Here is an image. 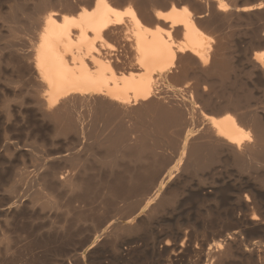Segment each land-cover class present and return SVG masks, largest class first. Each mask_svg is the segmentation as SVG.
Listing matches in <instances>:
<instances>
[{"label": "bare ground", "instance_id": "obj_1", "mask_svg": "<svg viewBox=\"0 0 264 264\" xmlns=\"http://www.w3.org/2000/svg\"><path fill=\"white\" fill-rule=\"evenodd\" d=\"M253 11L264 19V0L0 2V77L11 85L23 80L27 91L10 105L0 90V126L28 117L39 134L53 139L70 133L78 140L67 156L69 171L51 162L30 176L2 173L0 185L7 184V196H0V215L12 229L0 237L5 239L0 251L5 264L23 258L26 264H51L39 253L56 234L41 237L33 220L56 204L52 194L58 188L72 192L68 202L78 203L79 223L96 196L106 207L141 197L128 202L109 230L101 229L98 212L92 229L78 224L72 230L68 224L63 242L70 247L57 248L62 263L86 264L104 245L127 257L135 252L128 236L148 232L150 253L165 254L170 262L192 254L194 264H264V245L240 236L264 234V111L248 109L249 83L237 74L241 65L258 82L264 79V22L245 34L241 48L238 38L229 37L232 29L215 38L207 29L217 32ZM195 66L210 73L208 88L189 81L186 73ZM194 95L204 109L192 105ZM153 132L161 140L155 141ZM150 139L154 143L149 146ZM169 144L172 152L164 147ZM30 153L41 162L47 157L38 146ZM118 153L129 163H118ZM7 155L11 165L21 151ZM224 163L232 169L225 171ZM100 167L111 169L108 177ZM187 177L192 184L184 195L199 204V226L209 228L210 239L199 241L198 231H186L190 217L183 223L180 211L171 208L180 202ZM169 214L170 221L150 232L159 216ZM17 215L26 220H10Z\"/></svg>", "mask_w": 264, "mask_h": 264}, {"label": "rangeland", "instance_id": "obj_2", "mask_svg": "<svg viewBox=\"0 0 264 264\" xmlns=\"http://www.w3.org/2000/svg\"><path fill=\"white\" fill-rule=\"evenodd\" d=\"M1 1H2V3L6 2V0H0V2ZM24 1H27L28 4H31L32 2H35L37 0H24ZM233 1L235 3V2H238L240 0H232V2ZM257 17L258 16H255V13L253 11V13H251V15H249V16L243 15V17H241L240 20H237L234 23H231V22L224 23L223 26H220L221 28L218 27L217 32H215L217 28H215V27L213 28L212 26H209V28H207V29H208V32H209V30H211L209 32V34L211 33L210 35H212V37H214V38L217 36V34L219 35V33H221L223 30H225V31H223V33L224 32L229 33L232 29V31H231L232 34L229 33L230 34L229 37H232V38L234 37L233 39L238 38L240 40L239 47L241 48L244 45L243 40L247 39L245 34L249 33L251 31V29L256 27L257 24L264 22L263 17L262 18H257ZM238 21H240V22H238ZM232 38H229V39L232 40ZM241 39H243V40H241ZM241 42L243 45H241ZM240 69H241V65H239L237 68V74L242 75L243 79L249 83V88H248V90H249L248 91V93H249L248 99L249 100L246 104L248 106V109H255V110L257 109L261 112L264 111V79H260V81L258 82L256 77H255L254 72H249L248 73L249 75H247L243 71H241ZM196 70H198V71H196ZM190 72L188 71V73H186V74H191V75H189V78H188L191 83L198 81V82H201L203 86L205 85L206 88L209 87L211 82L209 81L210 78H209L208 74H210V73L203 72V71H201V69H198L196 66H195V68H192L190 70ZM230 74H234V73L231 72ZM23 84H24L23 80L21 82L15 83V85L7 84L6 82H4L2 77H0V90L3 91L4 93H6L5 97H7V100L9 101V102L7 101L8 104L12 105L11 103L16 102L19 99V97H25L27 95L26 88L24 87ZM169 90L172 91L170 88H169ZM251 94H252V96H251ZM195 97L196 96L194 95L192 105L204 109L205 104L203 103V101L201 99H197ZM0 103H1V101H0ZM150 115H153V114H150ZM141 127H142L141 125L138 126V129L140 131L143 129V127H142V129H141ZM151 129H153V127ZM140 131H139V133H140ZM153 133H154L155 141H157V139L160 138L161 136L157 135L156 132H153ZM38 134L39 133H37L35 127L33 126V121L28 117H26V118L24 117L23 121H19L14 125L13 124H2V126H0V162H2V164L0 163V177H1V175L4 174L3 176H6V177L9 176L10 178H12L15 175H19L21 173H25L28 176H30V175L34 174L35 172H37L38 169H41V165H42V167H46L47 165H49V163L51 164V162L56 163L58 165V167H60L59 169L61 171H69L71 169V165L67 161V156L72 155L74 147L78 146V140L76 139V137L75 138H74V136L72 137V135L69 133L66 137L60 136L58 138L54 137L53 139H50L48 136L45 135V133H42L45 136L42 134H39V135ZM39 136H41V137H39ZM153 140L154 139L149 140V142H150V143L148 142L149 146H150V144L153 145V143H154ZM160 140H161V138H160ZM164 144H165V141H164ZM36 146L41 147L44 151V154L47 155V157H45V159H44V162H41V160L32 158L30 151L32 148H34ZM7 147L9 149V151L6 153L5 148H7ZM164 147L167 149V152L173 151V147L170 144L166 145ZM18 149H20L21 155L16 157V158H12V160H11L12 164L9 165V163L6 161L7 157H9L7 154L12 153ZM118 156H119V153H118ZM118 156H117V158H120V156L119 157ZM128 160H129L128 158H125V159L120 158L119 160H117V162L120 164H125L128 162ZM174 164H175V161L172 164L171 168L174 166ZM222 165H223V169H225V171H230L232 169V166L230 164L224 163ZM101 168L102 167H100V171L104 174L105 177H108L110 172H111L110 171L111 169L104 168V167L102 169ZM3 169H5V171ZM114 169L113 170L116 171L118 169H121V167H117V168L115 167ZM2 170H3V172H2ZM168 172L166 171V173H168ZM189 177H193V175L192 176L189 175ZM189 177H187V179ZM194 177L191 178L192 180L189 178L190 182H192V183L196 182L195 180L197 178L196 177L194 178ZM189 179L184 184L183 189H182V194L179 196L180 202L178 201V203L175 204L174 207L172 206L171 208H175L176 211H180V213L178 215H180L181 217L180 216H178V217L181 220V222L186 223L187 217H190V223L187 225L189 226L191 224L192 227H194L193 225L195 224L194 228H191L190 227L191 225L189 227H187V225L185 226V224H184L185 227L184 226L183 227L185 230L188 228V229H190V230H188V232H193V234H195L194 231H196V232L198 231L197 234H195L197 239L199 240L200 238H202V240H199V241H203V238H204V240H207V239H210L209 238L210 232H208L209 228H206L203 230V228L201 227L202 226L201 220H203V218L201 217V215H199V212H198L199 209L197 206L199 204L194 199H192V200H191V198L188 199L187 195H184L185 192L188 190L189 185L192 184V183L187 184L189 182ZM6 186H7V184H1L0 185V196H2V197L7 196V192L5 190ZM17 188H18V190H17ZM16 190L18 192L20 191L19 193H21V194L25 193V191L22 189L21 185H18L16 187ZM22 190H23V192H21ZM52 195H53L52 200L54 203L56 202V204H53L52 206H47L43 210V212L41 214L37 215V217L33 220L35 223L39 224V228L41 229L40 230L41 237L47 238V234L50 232L56 234V236H54L55 239L53 238L51 240V242L52 241L53 242L52 243L50 242L49 245L46 244L47 245V246L45 245L46 249L45 248L42 249L43 252L40 251V253H39L40 256H44V255L46 256L47 255L46 257H48L50 259L51 264H53V263L65 264L64 262L62 263V261H59L61 258H58L59 255L57 253V251H58L57 248H59V246H65L66 245L65 246L66 250L69 249L70 245L64 244V242L66 241V236H67V235H65V234H67L65 230L69 229V227H68L69 225H71L70 228L74 227L73 229H75V227L78 224L79 225L81 224V226L85 224L84 225L85 227L91 228L94 224V221H95L94 220L95 217H93V215L98 212L97 214L101 215L100 216L101 217L100 218L101 219V225H102L101 229L103 231L109 230L111 228V223H112L113 219L119 218L120 216H122L125 213L126 207H127V204L129 201H131L133 199L134 200L135 199L136 200L141 199V197H139V196H133L130 199H121L120 201H116L118 203H115L113 206L107 205V207H106V204L102 203L101 197L96 196L97 198L94 197L95 199H91L88 201L90 203H88L89 205L88 204L86 205V209L84 210L85 211L84 214L86 213L84 215L86 217V219H84V221L80 220L81 222L79 223V221H77V222L75 221V213H77V210H78L75 208V206L78 203L76 202L77 203L76 204L74 202V203H72V205H70V202H68V201H70V198L72 196V192H70V190L67 188H58ZM25 197H23V199ZM145 197L146 198L150 197V194H146ZM67 202L69 203V205ZM98 203L99 204L102 203L105 206L99 205ZM180 203H182V204H180ZM99 206H101L102 208L101 207L99 208ZM87 207H89L88 208L89 211L87 210ZM84 208H85V206H84ZM103 209H106L107 211H105ZM99 210H101L103 213L102 212L100 213ZM186 210H189L190 214L189 213L187 214ZM90 211H92V212H90ZM137 211H138V209H137ZM195 213H197V215H195ZM138 215H140L139 212H136L135 216H138ZM194 215L196 218L194 217ZM164 216H168V217H166V220H165V218H163ZM164 216H162V217L159 216V218L157 219L158 222H157V220H155L154 224L152 223V226L156 227V228L151 227L150 232L153 233V231H155L157 229L160 230L166 222L170 221V220H168V218L171 219L170 214L164 215ZM183 216H184V218L185 217L186 218L184 219ZM198 216H200V217H198ZM197 217L199 218V220H197L198 219ZM91 218H93V220ZM2 219L4 220L3 216L0 215V237L2 236L3 232L7 231V232L11 233L10 231L12 230L10 227L5 226V223L3 222ZM15 219H10V220L15 221V222L17 221L16 223H20V224H22L21 221L26 220V218L21 216V215H17L15 217ZM161 219H163V220H161ZM161 225H163V226H161ZM199 225H201V226H199ZM195 228L196 229L198 228V230H195ZM199 228L201 230H199ZM191 229H193V230H191ZM236 229H237L236 227L232 228V230H236ZM102 230L100 231V233L103 232ZM198 233H200L199 236H198ZM38 235H39L38 237H40V234H38ZM151 235L148 234V232L147 233L140 232L136 235H133L132 237L128 236V239L133 241V246L135 248V252L133 254H131L132 257H131V255H127V257L124 256L121 258V255L119 256V254L114 253L108 245H104L102 247L100 246L99 248H97L96 251L92 253L93 255L92 254L90 255L91 259H89L90 258L89 257L88 260H86V264H92V263L93 264H125V263L126 264H130V263L131 264H194V260L197 262L196 256H193L192 254L189 255L190 257L186 256L184 258L182 257L181 260L179 259L176 262H174V261L170 262V261H168V259H166L167 257L165 254L150 253L151 251H149L148 248H149V240H150L149 238L151 237ZM64 236H65V239H64ZM240 236L243 239H246L247 241L260 242L261 244L264 245V234L263 233L249 234L248 232H242ZM135 243H138V244H136V246H135ZM4 245H5V239H1L0 240V251H3ZM55 249H57V250H55ZM39 250H41V249H39ZM97 250H99V251H97ZM233 253H234V251H233ZM41 254H43V255H41ZM151 254H152V256H151ZM2 255L3 254L1 253L0 254V256H1L0 257V264H5V262H3ZM139 256H140V258H139ZM232 257H234V258L237 257V252L235 254H233ZM23 259H21L22 261L19 260V262H15L12 264H26L25 260L27 258L24 260ZM89 261H90V263H89ZM183 261H185V262H183ZM68 262L71 263V261L69 260V261H66V264ZM70 263H68V264H70ZM81 264H83V263H81Z\"/></svg>", "mask_w": 264, "mask_h": 264}]
</instances>
